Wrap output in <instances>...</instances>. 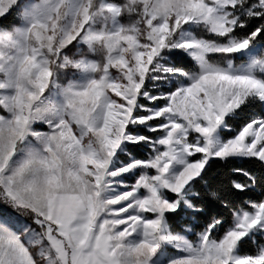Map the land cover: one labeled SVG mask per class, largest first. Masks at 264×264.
I'll list each match as a JSON object with an SVG mask.
<instances>
[{"label": "snow or ice", "instance_id": "1", "mask_svg": "<svg viewBox=\"0 0 264 264\" xmlns=\"http://www.w3.org/2000/svg\"><path fill=\"white\" fill-rule=\"evenodd\" d=\"M241 160L264 0H0V264H264Z\"/></svg>", "mask_w": 264, "mask_h": 264}, {"label": "trees", "instance_id": "2", "mask_svg": "<svg viewBox=\"0 0 264 264\" xmlns=\"http://www.w3.org/2000/svg\"><path fill=\"white\" fill-rule=\"evenodd\" d=\"M12 22V18L9 17V19L7 21H4L5 24H10ZM185 60H187V58L185 57ZM235 167H240L243 168L245 170H251L253 171L256 175H261L262 172H264V168L261 167L260 162L259 161H255V160H241L239 162H237L236 165H233ZM235 176L236 179L243 181L245 178L243 176H241L238 173H234L233 174ZM261 191V189H257L256 192V196H259V192ZM208 208L210 211H214L215 207L212 203L208 204ZM249 251H251L252 249H248Z\"/></svg>", "mask_w": 264, "mask_h": 264}]
</instances>
